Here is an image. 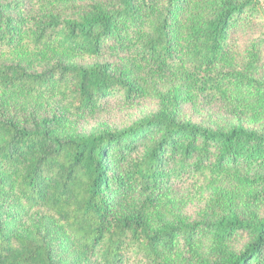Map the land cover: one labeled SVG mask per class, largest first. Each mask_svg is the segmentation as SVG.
Wrapping results in <instances>:
<instances>
[{"label":"trees","instance_id":"trees-1","mask_svg":"<svg viewBox=\"0 0 264 264\" xmlns=\"http://www.w3.org/2000/svg\"><path fill=\"white\" fill-rule=\"evenodd\" d=\"M261 2L0 0V264L258 257L264 217L252 207L264 204V176L251 171L264 166V131L181 120L179 107L206 92L264 120L260 48L240 56L232 45L235 23ZM116 93L160 109L119 132L80 134L73 117ZM151 128L161 134L141 153ZM175 182L212 191L197 218L165 198ZM239 232L252 237L243 251Z\"/></svg>","mask_w":264,"mask_h":264},{"label":"rangeland","instance_id":"rangeland-1","mask_svg":"<svg viewBox=\"0 0 264 264\" xmlns=\"http://www.w3.org/2000/svg\"><path fill=\"white\" fill-rule=\"evenodd\" d=\"M261 4L260 11L256 12L252 18H243L235 23L232 32V45L237 55L241 56L249 45L257 44L262 56L259 72L264 74V0ZM103 61L114 62L115 58L105 54ZM179 108L181 120H190L211 128L241 124L247 129L264 131V120L260 122L250 120L249 116L237 109L233 103L211 93H198L192 101L181 104ZM159 109L160 103L156 98L140 97L133 103H129L122 94L116 93L94 105L88 112L74 116L73 121L80 134L101 131L119 132L157 113ZM160 134L161 131L158 129H148L137 140L136 149L145 153L147 145L154 142ZM116 153L111 146L106 151V154L110 156L113 171H121L126 160L118 161L115 156ZM124 154L127 158L132 155L131 152L127 153V151ZM252 175L264 176V166L252 170ZM227 188L232 193L237 190L234 183L229 184ZM211 194L212 191H199V189L192 187L189 182H175L167 190L165 198L178 212L191 218H197L199 212L206 208L207 200ZM252 211L256 212L259 217H264V204L253 205ZM251 241L250 234L239 232L234 238L233 247L237 251H243ZM258 257L249 258L246 264H264V247ZM94 260L92 264H106L102 263L99 257H95ZM118 264L132 263L121 262Z\"/></svg>","mask_w":264,"mask_h":264}]
</instances>
